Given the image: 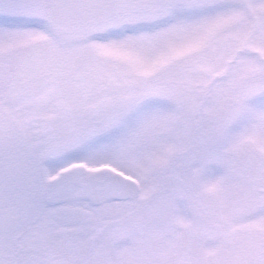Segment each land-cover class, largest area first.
<instances>
[{
    "label": "snow or ice",
    "instance_id": "6c2138e0",
    "mask_svg": "<svg viewBox=\"0 0 264 264\" xmlns=\"http://www.w3.org/2000/svg\"><path fill=\"white\" fill-rule=\"evenodd\" d=\"M0 264H264V0H0Z\"/></svg>",
    "mask_w": 264,
    "mask_h": 264
}]
</instances>
